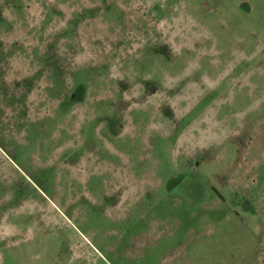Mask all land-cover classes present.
<instances>
[{"label":"rangeland","instance_id":"rangeland-1","mask_svg":"<svg viewBox=\"0 0 264 264\" xmlns=\"http://www.w3.org/2000/svg\"><path fill=\"white\" fill-rule=\"evenodd\" d=\"M0 264H264V0H0Z\"/></svg>","mask_w":264,"mask_h":264}]
</instances>
